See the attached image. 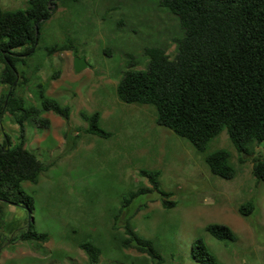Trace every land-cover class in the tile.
<instances>
[{
    "label": "rangeland",
    "instance_id": "obj_1",
    "mask_svg": "<svg viewBox=\"0 0 264 264\" xmlns=\"http://www.w3.org/2000/svg\"><path fill=\"white\" fill-rule=\"evenodd\" d=\"M26 2L0 0V5L16 10L25 8ZM181 34L178 16L158 0L58 3L41 29L37 52L28 66H19L33 77L19 92L29 105L40 107L39 85L47 84V95L70 105L71 117L66 121L51 112L52 126L38 127L34 120L25 124L29 139L39 135V144L26 147L48 169L37 183L22 184L34 197L32 214L0 201V264H91L79 246L87 239L102 248L97 264H156L147 253L123 247L129 217L139 234L154 241L162 264H203L192 252L200 238L221 264H264V181L258 182L253 174V158L264 159V142L253 145V155H242L225 129L200 151L187 138L158 124L153 105L126 103L118 95L117 86L127 69L147 68V47L161 46L174 58ZM56 43L71 48L49 55L47 47ZM75 57L88 62L82 72L74 69ZM3 67L0 62V74ZM57 71L62 75L55 88L59 95H51L49 80ZM96 111L111 136L86 132L89 124L82 114ZM12 124L6 133L16 144L20 129ZM57 133L62 135L60 141ZM218 149L231 153L230 163L237 170L234 178L210 170L206 156ZM143 168L161 172V187L172 193L167 201L175 205L165 206L158 192L141 194L116 221L128 194L152 186L141 174ZM249 200L255 210L244 216L239 207ZM31 217L37 231L49 233L47 242L38 245L20 239ZM212 223L230 226L236 238H216L207 230Z\"/></svg>",
    "mask_w": 264,
    "mask_h": 264
},
{
    "label": "trees",
    "instance_id": "obj_2",
    "mask_svg": "<svg viewBox=\"0 0 264 264\" xmlns=\"http://www.w3.org/2000/svg\"><path fill=\"white\" fill-rule=\"evenodd\" d=\"M60 1L27 0L25 8L3 9L0 5V62L4 64L0 83L7 90L0 97V119L13 116L20 129V141L13 143L5 132L0 142V201L26 208L31 214L34 197L25 191L23 182L37 183L48 165L25 147L26 122L36 121L49 127L51 121L43 113L53 111L66 121L71 106L47 95V84H40L41 105H29L19 91L28 87L32 76L19 68L39 47L41 29L58 8ZM158 4L178 16L182 34L176 38L177 52L171 58L161 46L145 50L149 56L146 69H127L117 86L121 100L126 103L151 104L156 108V121L178 135L187 138L198 150L205 151L211 140L223 130L242 155H253L252 147L264 142V0H158ZM71 48L68 44L47 47L48 54ZM55 72L50 80L60 77ZM49 80V81H50ZM88 121L87 133L109 137L111 132L101 126V113H83ZM231 153L218 149L206 156L212 173L225 179L236 176L230 163ZM244 156L241 159L244 160ZM151 187H141L124 198L116 213L118 220L132 200L149 192H158L165 206L172 193L161 187L159 170L141 169ZM253 174L264 181V159L253 158ZM255 210L252 200L244 202L239 212L249 216ZM124 223L125 248L147 253L156 264L163 257L154 241L139 234L131 224ZM20 239L38 245L50 239L48 232L35 229L32 217ZM207 230L221 240H234V230L220 223H212ZM79 246L87 253L91 264H97L102 248L90 239ZM193 257L203 264H221L204 239H197L192 247Z\"/></svg>",
    "mask_w": 264,
    "mask_h": 264
},
{
    "label": "crops",
    "instance_id": "obj_3",
    "mask_svg": "<svg viewBox=\"0 0 264 264\" xmlns=\"http://www.w3.org/2000/svg\"><path fill=\"white\" fill-rule=\"evenodd\" d=\"M29 73V72H28ZM30 75V74H29ZM35 75L38 76L39 75V67L37 68V72H35ZM33 74V76H35ZM32 76V75H31ZM61 77L62 75L60 74V77H58L57 79H52L50 80V86H51V89L48 91L49 94L51 95H59V93H57V91H55V88H57V86H59V84H57V81H60L61 80ZM7 90V86L6 85H3L0 83V97L2 96L3 93H5ZM49 115L48 118L50 119L51 121V126L53 124V120L50 118V116L52 115L51 112L53 111H47ZM54 113V112H53ZM44 114V113H43ZM63 121L60 120L59 123H60V126L62 125ZM12 123H15V120L13 118V116L9 115V114H6L3 119H0V142H2L4 140V136H5V132H6V128L9 126V125H13ZM36 125L39 127V124L35 121ZM13 127V126H12ZM27 130H25V147L31 143H38L39 144V135H37L35 138H32V139H29L28 135H27ZM62 135L58 134L57 133V138L58 140L60 141V137ZM21 138V135L18 136V140ZM27 148V147H26Z\"/></svg>",
    "mask_w": 264,
    "mask_h": 264
},
{
    "label": "water",
    "instance_id": "obj_4",
    "mask_svg": "<svg viewBox=\"0 0 264 264\" xmlns=\"http://www.w3.org/2000/svg\"><path fill=\"white\" fill-rule=\"evenodd\" d=\"M88 67V62L86 59L81 57H75L74 59V69L76 72H82ZM31 224V222L29 223Z\"/></svg>",
    "mask_w": 264,
    "mask_h": 264
}]
</instances>
